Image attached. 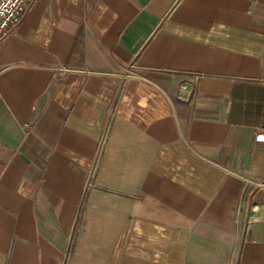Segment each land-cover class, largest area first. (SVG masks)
I'll use <instances>...</instances> for the list:
<instances>
[{"label":"crops","instance_id":"obj_1","mask_svg":"<svg viewBox=\"0 0 264 264\" xmlns=\"http://www.w3.org/2000/svg\"><path fill=\"white\" fill-rule=\"evenodd\" d=\"M28 6L0 43V264H264V0Z\"/></svg>","mask_w":264,"mask_h":264},{"label":"built area","instance_id":"obj_2","mask_svg":"<svg viewBox=\"0 0 264 264\" xmlns=\"http://www.w3.org/2000/svg\"><path fill=\"white\" fill-rule=\"evenodd\" d=\"M33 0H0V43L5 34L16 27ZM186 87V86H185ZM259 136L263 137L261 133Z\"/></svg>","mask_w":264,"mask_h":264},{"label":"rangeland","instance_id":"obj_3","mask_svg":"<svg viewBox=\"0 0 264 264\" xmlns=\"http://www.w3.org/2000/svg\"><path fill=\"white\" fill-rule=\"evenodd\" d=\"M89 183H90V181H89Z\"/></svg>","mask_w":264,"mask_h":264}]
</instances>
